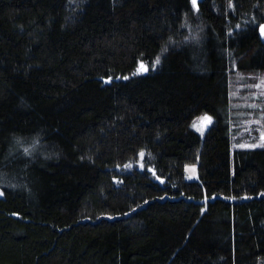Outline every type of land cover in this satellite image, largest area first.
<instances>
[{"label": "trees", "instance_id": "16d2710c", "mask_svg": "<svg viewBox=\"0 0 264 264\" xmlns=\"http://www.w3.org/2000/svg\"><path fill=\"white\" fill-rule=\"evenodd\" d=\"M198 7L0 0V264H264V148L229 129L264 0Z\"/></svg>", "mask_w": 264, "mask_h": 264}, {"label": "rangeland", "instance_id": "374dc122", "mask_svg": "<svg viewBox=\"0 0 264 264\" xmlns=\"http://www.w3.org/2000/svg\"><path fill=\"white\" fill-rule=\"evenodd\" d=\"M156 67L155 64L154 68ZM237 70L238 71L232 74L230 78L229 129L232 152L236 149H254L241 148L237 145L260 144V135L261 132L264 131V72L250 71L248 73H243L240 72L239 69ZM257 85H259V87ZM253 105H255V107H253ZM206 115L212 117V122L210 124H207L206 121L203 120V117ZM214 120V115L202 113L194 118L192 128L196 130V128L193 127L194 123L197 127H203V134L196 131L204 138L206 131L214 123ZM257 121H259V123H257ZM255 148L262 147L257 146ZM141 163L142 161L138 159L134 163H130V165L131 167L133 165L140 166ZM192 168H194L193 165L187 167L186 176L188 179H190V176L191 179L196 178V173L191 171Z\"/></svg>", "mask_w": 264, "mask_h": 264}, {"label": "snow or ice", "instance_id": "6c2138e0", "mask_svg": "<svg viewBox=\"0 0 264 264\" xmlns=\"http://www.w3.org/2000/svg\"><path fill=\"white\" fill-rule=\"evenodd\" d=\"M191 4H192L193 9L199 11L198 0H191ZM229 7L234 8V5L230 2ZM236 27L239 28L240 25H237ZM259 30H260L261 35L264 36V24L259 25ZM159 63H160V59H159V57H156L155 64H159ZM147 70L148 69L144 65V63L140 62L138 71H145L146 72ZM134 75H135V73H134ZM124 79H127V77H124ZM110 81H111V77H109L105 82H110ZM257 86L259 87V85H257ZM253 107H255V105H253ZM203 120L206 121L207 124H210L212 122V117L206 115L203 117ZM257 123H259V121H257ZM193 127L196 128V130L199 131L201 134H203V131H204L203 127H197V125L195 123L193 124ZM260 141H261V143L258 145L257 144H239L237 146L241 147V148H255L257 146L264 148V131L261 132ZM17 142L19 143V141H17ZM37 143H38V141H37ZM24 151L26 154H31L27 148ZM144 156H145V153L143 151H141L139 153V157L141 158V160H143ZM125 167H131V165L129 164V165H126ZM140 167L141 168L144 167L143 163L140 164ZM191 171L194 173L195 169L192 168ZM189 178L191 179V176ZM157 179H159V177H157ZM2 195H3V192H0V196H2ZM261 195H264V193H261ZM233 199H235V197H233Z\"/></svg>", "mask_w": 264, "mask_h": 264}, {"label": "water", "instance_id": "95a60500", "mask_svg": "<svg viewBox=\"0 0 264 264\" xmlns=\"http://www.w3.org/2000/svg\"><path fill=\"white\" fill-rule=\"evenodd\" d=\"M264 24V23H263Z\"/></svg>", "mask_w": 264, "mask_h": 264}]
</instances>
